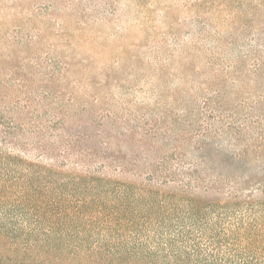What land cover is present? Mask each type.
I'll list each match as a JSON object with an SVG mask.
<instances>
[{"label": "trees", "instance_id": "1", "mask_svg": "<svg viewBox=\"0 0 264 264\" xmlns=\"http://www.w3.org/2000/svg\"><path fill=\"white\" fill-rule=\"evenodd\" d=\"M106 2L108 10L93 20L85 15V10L71 21L60 18L54 25L61 32L58 30L57 35L55 31L53 37L42 33L43 20L38 21L33 29L44 42L43 54L49 55L46 60L38 59L28 67L19 56L9 54L7 60L0 61V202H20L13 205L15 210L0 212V264H159L163 261L155 252L141 253L140 249L65 252L52 248L63 243V238H52L54 234L50 233L45 239H34L36 226L54 225L55 220L60 225L73 224L77 220L74 216L59 220L62 213L56 210L63 202L64 188L78 186L81 181L86 187L119 190V195L112 194L113 198L108 195L97 198L94 206L99 209L98 214L109 212V222L118 217L120 226L138 219V212L128 217L124 214L125 205L107 202H150L142 211L153 216V202L168 191L188 196L191 206L198 205L201 201L198 198L227 205H249L264 196V161L255 158L251 163L258 174L247 171L250 168L246 160L253 146L250 149L241 138L235 141L238 148L228 151L226 141L207 134L199 142L189 131V135L182 133L165 147L158 143L153 129L131 124L117 110L121 109L117 104L113 108L95 109L98 100L107 97L105 93H109L111 86L109 78L101 79L106 76L101 71V78H83L93 71L92 56H79L78 41L91 40L85 35L87 26L97 32L105 17H118L120 2ZM102 3L103 0H88L86 5L95 4V8ZM124 3L130 10L143 14L149 25L166 26V32L159 33L165 40L180 44L182 39L188 40L191 55L207 56L206 63L210 66L214 65L215 52L230 55V48L243 41L253 25H262L257 29L264 31V0H125ZM179 26L184 30L177 33ZM162 36L158 39H163ZM202 47H212L214 52L206 55ZM79 68L82 78L71 79L69 73ZM83 79L89 82L88 89L94 97L90 102L78 96ZM232 133L229 129L225 132ZM123 145L129 147L126 152ZM238 172L240 176H235ZM66 173L67 181L63 180ZM110 181L117 184L108 186ZM18 208L31 210L38 220L19 221ZM26 224L32 228L26 230ZM220 228L224 232L232 228L231 235L244 239L248 249H259L264 257V228L235 226L231 222L223 223ZM215 253L192 250L188 261L174 263L169 259L165 264L222 262ZM253 261L254 257L249 256L244 264H254Z\"/></svg>", "mask_w": 264, "mask_h": 264}, {"label": "rangeland", "instance_id": "2", "mask_svg": "<svg viewBox=\"0 0 264 264\" xmlns=\"http://www.w3.org/2000/svg\"><path fill=\"white\" fill-rule=\"evenodd\" d=\"M118 1V17H105L97 32L87 26L85 35L91 40L78 41L79 56H92L93 71L83 78H109V93L101 100L103 106L98 100L95 109L113 108L117 104L121 107L117 110L131 124L153 129L158 143L165 147L182 133L189 135V131L199 142L207 134L226 141L228 151L238 148L235 141L241 138L250 149L253 146L246 160L250 168L247 171L258 174L251 163L255 158L264 161V31L257 29L262 25H253L247 37L230 48V55L215 52L214 65L210 66L206 63L207 56L195 58L191 55L188 40L182 39L180 44L165 40L162 35L163 39H158L161 31L166 32V26L149 25L141 16L143 14L128 8L125 0ZM105 2L103 0L102 5L94 8L95 4L86 5L88 0H0V61L7 60L9 54L19 56L28 67L38 59L46 60L49 55L43 54L44 42L33 29L38 21L43 20L42 33L53 37L55 31L57 35L61 32L54 25L60 18L71 21L85 10V15L93 20L108 10ZM131 16L133 21L130 23ZM69 27L74 28L72 23ZM177 28V33L184 30L181 26ZM202 51L206 55L209 51L214 52L212 47H202ZM100 71L106 76L100 77ZM81 76L80 68L69 73L71 79ZM83 82L78 88V96L90 102L94 97L88 89L89 82L85 79ZM228 129L232 135L225 134ZM122 149L126 152L129 147L123 145ZM187 151L189 154V149ZM238 175L239 172L235 176ZM68 177L64 174L63 180L67 181ZM84 183L66 186L63 202L56 210L62 213L59 220L71 216L77 220L73 224L60 225L55 220L54 225L36 226L34 239H45L49 233L54 234L52 238L62 237L63 243L52 248L65 252L140 249L141 253L155 252L163 259L159 264H165L169 259L174 263L188 261L192 250L216 252V259L222 260L217 264H244L249 256L254 257V264H264L259 249H248L244 239L231 235L232 228L228 232L220 228L225 222L264 228L262 195L249 205H227L198 198L201 200L198 205L191 206L188 196L168 191L162 193L159 202H153V216L142 211L150 202H107L125 205L124 214L128 217L138 212V219L120 226L118 217L109 222V212L98 214L99 209L94 206L97 198L106 195L113 198L112 194L119 195V190L86 187ZM114 184L117 182L107 183L111 187ZM15 203L20 205V202H0V212L15 210ZM16 211L21 222L24 218L30 223L38 220L29 209L18 208ZM30 226L26 224V230L31 229ZM233 254L238 257L232 258Z\"/></svg>", "mask_w": 264, "mask_h": 264}]
</instances>
